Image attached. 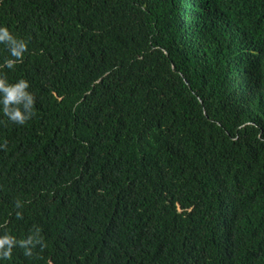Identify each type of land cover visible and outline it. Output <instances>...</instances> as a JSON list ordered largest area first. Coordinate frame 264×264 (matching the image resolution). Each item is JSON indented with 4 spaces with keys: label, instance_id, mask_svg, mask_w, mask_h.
Segmentation results:
<instances>
[{
    "label": "trees",
    "instance_id": "1",
    "mask_svg": "<svg viewBox=\"0 0 264 264\" xmlns=\"http://www.w3.org/2000/svg\"><path fill=\"white\" fill-rule=\"evenodd\" d=\"M0 27L34 97L20 125L0 94V264H264V0H0Z\"/></svg>",
    "mask_w": 264,
    "mask_h": 264
},
{
    "label": "clouds",
    "instance_id": "2",
    "mask_svg": "<svg viewBox=\"0 0 264 264\" xmlns=\"http://www.w3.org/2000/svg\"><path fill=\"white\" fill-rule=\"evenodd\" d=\"M0 43L6 44L11 53V56L15 58L5 60V65L8 68H13L17 62H22L23 54L27 51V44L24 40L14 37L7 27H0ZM28 87V82L23 79L13 85L7 82L6 77L0 78V94H3L2 103L4 104L3 112L11 119V121L20 125L25 124L34 115V97L31 93L26 91ZM22 99L27 100V104L23 105V108L26 111L21 110L20 102ZM11 105L15 106L10 107ZM6 143L7 142L5 141V146ZM16 207H21L19 201H17ZM17 217L22 218L20 213H17ZM37 233H39V229L37 230ZM15 243V238L7 234L0 237V256H2L3 258H10L11 249ZM32 243V237H29V239L26 241H20L21 246L25 248H27L26 246L28 244ZM36 243H41V241L37 240ZM6 245L7 249H5ZM44 246L45 245L41 243L42 249ZM25 254L29 256L32 255L30 250L26 251Z\"/></svg>",
    "mask_w": 264,
    "mask_h": 264
}]
</instances>
